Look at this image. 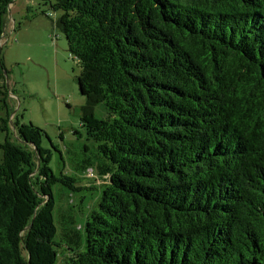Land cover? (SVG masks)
I'll use <instances>...</instances> for the list:
<instances>
[{
  "label": "trees",
  "instance_id": "16d2710c",
  "mask_svg": "<svg viewBox=\"0 0 264 264\" xmlns=\"http://www.w3.org/2000/svg\"><path fill=\"white\" fill-rule=\"evenodd\" d=\"M14 2L0 0L2 49ZM51 8L96 145L76 175L53 146L56 174L46 132L12 117L0 54V264H264V0ZM89 170L103 183L77 187Z\"/></svg>",
  "mask_w": 264,
  "mask_h": 264
},
{
  "label": "rangeland",
  "instance_id": "374dc122",
  "mask_svg": "<svg viewBox=\"0 0 264 264\" xmlns=\"http://www.w3.org/2000/svg\"><path fill=\"white\" fill-rule=\"evenodd\" d=\"M52 3L54 0H15L10 7L2 55L9 73L7 87L14 109L12 117L45 131L48 138L44 139V145L53 151V171L59 174L64 168L55 146L65 159L67 170L64 173L71 175L75 174L84 155L93 154L96 143L88 140L81 125L86 98L81 95L77 80L80 67L68 50L65 36L57 28L61 14L52 10ZM96 116H105L101 106L96 109ZM86 146L91 148L89 152L85 151ZM77 177L82 180L77 187L99 188L103 183L92 170L82 171ZM84 195L88 207L99 196L96 191ZM57 197V206L68 208L66 194L59 193ZM72 199L71 214L75 219H84L87 209L81 214L75 206L80 198ZM57 219L61 221L59 215Z\"/></svg>",
  "mask_w": 264,
  "mask_h": 264
},
{
  "label": "water",
  "instance_id": "95a60500",
  "mask_svg": "<svg viewBox=\"0 0 264 264\" xmlns=\"http://www.w3.org/2000/svg\"><path fill=\"white\" fill-rule=\"evenodd\" d=\"M2 51H3V49H2V48H0V54H2Z\"/></svg>",
  "mask_w": 264,
  "mask_h": 264
}]
</instances>
